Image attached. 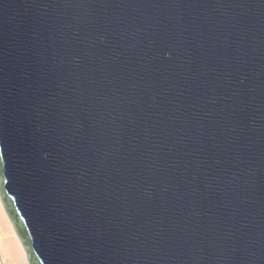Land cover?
Wrapping results in <instances>:
<instances>
[{
    "label": "water",
    "instance_id": "obj_1",
    "mask_svg": "<svg viewBox=\"0 0 264 264\" xmlns=\"http://www.w3.org/2000/svg\"><path fill=\"white\" fill-rule=\"evenodd\" d=\"M0 194L31 264H264V0H0Z\"/></svg>",
    "mask_w": 264,
    "mask_h": 264
},
{
    "label": "bare ground",
    "instance_id": "obj_2",
    "mask_svg": "<svg viewBox=\"0 0 264 264\" xmlns=\"http://www.w3.org/2000/svg\"><path fill=\"white\" fill-rule=\"evenodd\" d=\"M0 264H31L0 194Z\"/></svg>",
    "mask_w": 264,
    "mask_h": 264
}]
</instances>
